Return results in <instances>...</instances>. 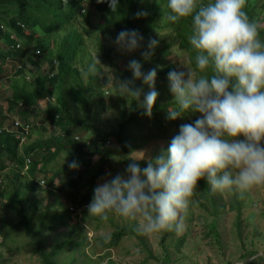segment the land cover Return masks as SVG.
<instances>
[{
  "label": "trees",
  "instance_id": "1",
  "mask_svg": "<svg viewBox=\"0 0 264 264\" xmlns=\"http://www.w3.org/2000/svg\"><path fill=\"white\" fill-rule=\"evenodd\" d=\"M91 6L100 13L101 22H90L87 9ZM141 10L146 11L147 15L137 18L135 13ZM244 10L250 19L257 22L260 38L264 39V25L259 23V20H264V0H245ZM166 15L167 0H120L116 12L109 8L107 0L104 3H97V0H68L67 4L62 0H0V82L6 80L11 91L7 96L6 109L0 106V209L13 211L17 216L16 222H10L0 215L2 243L16 234L27 238V245L40 264L95 263H91L86 254L82 259L78 256L79 246L91 244L85 235L76 239L77 228L67 233L63 240L51 235L59 233L62 226L69 225L71 213L77 215V212L87 209L97 184L114 176L117 167L121 166L119 173L123 172L129 163L126 158L133 154L131 152L144 147L146 143L152 144L163 128L176 134L181 124L191 123L199 115L192 112L193 115L187 117L188 112L176 120L166 119V107L172 100L167 73L177 70L180 65L173 61L170 48L176 46L180 56L186 55L189 66H192L195 54L187 41L191 32L189 19L173 23L167 20ZM91 25H94L96 38L104 36L108 43H111L109 38L114 39L122 29H137L143 35L144 48L124 54L123 59L116 63L117 71L129 79L132 74L126 67L128 61L133 58L140 60V52L146 49L149 38L157 36L158 44L151 58L143 62V71L154 67L157 69L155 87L166 98L164 102L153 105L151 117L143 115V109L130 96L119 112L120 120L116 129L102 130L97 125L99 110L95 106L103 95L100 89L103 79L99 75L91 77L85 71L86 68H80L83 61L91 60L83 57L88 46L82 32ZM163 30H166V34H162ZM95 49H104V43L99 38ZM101 53L105 54L103 50ZM40 58L47 63L46 70H38ZM8 61L16 64L11 65V70L6 72ZM135 86L142 91L146 84L137 80ZM46 97H51L53 101L49 100L44 109H38L39 101ZM11 115L10 125L15 117L23 125H28V131L21 133L22 128L20 131L5 128L6 120ZM38 118L41 126L48 122L56 131L49 137H36L29 141L33 125L39 122ZM86 135L89 138L85 139V144L83 137ZM168 143L166 139L163 146L160 144L156 155ZM64 157L66 162L62 164ZM26 158L29 159L27 167ZM74 159L79 168L69 169L67 161ZM136 162L143 168L147 158ZM22 166H25L24 170ZM7 170H11V173ZM56 182L58 186L55 188ZM44 185L45 190L42 189ZM40 190L53 195L56 204L53 211L51 209L55 204L47 201L39 209L35 192ZM225 193L231 194L225 197L231 205V211L238 208L242 212V204L232 196L234 190H225ZM225 198H222L221 191H212L206 181L201 179L189 199L191 204L198 202L201 207L209 206L214 218L220 209L225 208L222 203ZM63 200L68 204L65 207L64 204L61 206ZM36 212L39 213L37 216ZM236 218L240 221L239 214H236ZM112 223L115 229L105 234L109 237L107 240L104 239L105 235L96 236L97 247L109 250L119 246L124 238L132 236L142 241L132 225ZM210 227L217 242L222 243L216 218ZM236 227L238 238L241 239V224L238 223ZM45 232L48 240L44 236ZM157 233L164 247L163 260L170 262L169 249L173 244L175 251L180 253L181 240L168 246L163 242L170 237V233H176L175 228ZM104 256L101 255L99 261ZM256 258H250L243 264H264L256 261ZM0 264L5 263L0 259Z\"/></svg>",
  "mask_w": 264,
  "mask_h": 264
},
{
  "label": "clouds",
  "instance_id": "2",
  "mask_svg": "<svg viewBox=\"0 0 264 264\" xmlns=\"http://www.w3.org/2000/svg\"><path fill=\"white\" fill-rule=\"evenodd\" d=\"M119 2L107 0L113 12ZM244 5L245 0H167L168 21L189 19L187 41L195 54L192 66L181 64V70L167 73L172 100L166 107V119L176 120L188 112L199 115L191 123L181 124L168 146L147 158L145 167L136 162L145 159L144 152H131L135 154L126 158L129 163L122 173L94 187L88 214L101 219H107L109 213L128 220L143 217L136 225L141 234L179 231L181 213L188 208L198 180L221 192L264 185V39ZM146 15L144 10L135 13L137 18ZM109 39L121 54L144 48V37L137 29H122ZM157 44L158 40L149 38L141 59L128 61L130 79L113 77L116 94L133 97L149 117L159 95L157 69L145 72L143 62L151 58ZM99 63L91 59L85 71L91 77L98 75ZM137 80L149 88L142 100ZM67 166L79 168L75 159L67 161Z\"/></svg>",
  "mask_w": 264,
  "mask_h": 264
},
{
  "label": "rangeland",
  "instance_id": "3",
  "mask_svg": "<svg viewBox=\"0 0 264 264\" xmlns=\"http://www.w3.org/2000/svg\"><path fill=\"white\" fill-rule=\"evenodd\" d=\"M87 10V16L92 24L102 21L100 13L96 12L92 6ZM259 21L261 25H264L263 19ZM93 26L94 25H91L89 28L82 30V32H84L86 46H88L83 57L86 59L96 58L100 61L99 68L101 71L98 75L103 79L101 82L102 88L100 87L103 91V95L98 98V104L95 106L99 110L97 125L102 130H112L117 128L120 120L119 112L121 111L123 103L128 100V98L116 94L117 90L113 83V77L119 80L125 79L122 73L117 71L119 69L116 66V63L123 59L124 54L118 52L115 46L108 43L107 38L104 36L98 37L104 43V49H95L98 38H96V35L93 33ZM80 28H82V26H80ZM162 34H166V30H163ZM156 37L157 36L154 35L155 39ZM102 50L105 54L101 53ZM170 52L173 61L180 64L177 70H181L183 67L182 65L189 66L187 56H180L179 53H177L176 46H172ZM87 63L88 62L83 61L80 68H86ZM15 64L16 62L14 61H8L5 66L6 72H9L11 70V65ZM37 68L39 71L46 70L47 63L45 60L40 58ZM148 91L149 88L148 85H146L140 95L143 97ZM10 92L8 82L2 80L0 82V106L4 110L7 107V96L10 95ZM165 98V95L159 93L154 104L164 102ZM49 100L53 101L51 97L40 100L38 109H44ZM12 115L6 120L7 126L10 125L9 123L11 122ZM189 115H193L192 112L188 113L186 116L188 117ZM42 116H44V114H42ZM14 118L15 117H13V120ZM38 120L39 122L32 127L33 131L29 141L36 137H49L56 131L48 122H45L43 126H41L40 119L38 118ZM174 133L175 132L172 130L168 131L163 128L160 136L154 139L152 144L146 143L144 147H138L135 151L144 152L145 158L151 157L152 151L154 155H156L158 146L160 144L163 146L166 139L170 141ZM88 138L89 135L83 137L85 144ZM154 146H156V151L154 150ZM95 159L96 158H93V160ZM25 166L27 167V164ZM22 167L18 168L20 169ZM24 167L23 170L25 169ZM120 168L121 166L117 167L116 174L119 172ZM6 172L11 173V170H7ZM54 186L56 188L58 183L56 182ZM44 188L45 185L42 186L43 190H45ZM41 190L35 192L39 200V209L43 208L46 201L50 204H55L53 195L48 194L46 191L41 192ZM230 196L231 194L225 193V191L222 192V198H228ZM232 196L242 204V212L238 211V208L231 211V205L227 203V199L225 198L222 201L225 208L220 209L218 213H216L217 216L214 217L216 218L217 227L222 234V243L217 242V238L211 231L210 224L214 219L212 218L214 212H211L209 206L201 207L198 202H193L191 204V199H189L188 208L181 213L183 216L181 229L179 231L176 230L174 234L170 233V237L163 241L168 246L171 243H176V241L181 240L179 245L181 250L180 253L175 251L172 247L173 244L171 245L169 249L171 254L170 262H164L163 260L162 249L164 247L161 245L160 235L157 232L141 234L136 230V225L143 221V217H138L136 220H128L113 213L112 216L108 214L107 219H101L99 216H89L90 214H88L86 209L81 213L77 212V215L71 213L69 225L62 226L60 231H58L59 233L51 236H57L60 240H63L65 235L67 236V233L72 231L73 228H77L78 236L76 239H81V236L85 235L91 244V246L82 245L84 248L79 246L77 254L81 259L84 258L86 254L87 259L91 261V263L95 262L94 264H240L248 260V257L252 255L253 258L257 257L255 259L256 261L264 262V185L252 186L247 190H234ZM62 204H64V207L68 205L64 200L61 206ZM54 208H56V204L51 211H53ZM38 212H36V216L39 214ZM236 214L240 215V221L237 220ZM0 215H2L6 221H17V216L13 211L6 212L5 209H0ZM112 221L114 224L121 225L127 223L132 225L140 234L139 236L142 238V241L132 236L124 238L119 246L109 250L99 246L97 247L95 245L96 236L108 234L115 229ZM48 222L54 224V222L51 223L49 220ZM238 223L241 224V239L238 238V230L236 227ZM44 236L47 238L46 232ZM71 236L73 238L75 237L73 234ZM27 242V238L18 234L9 238L6 243H2L0 237V243H2V245H0V259L3 260L5 264H40L37 256L33 254L32 249L28 247ZM80 250H82V255L80 254ZM103 254L105 255L104 258L99 261V257ZM155 256L158 257L157 260L154 259ZM250 258L252 259V257Z\"/></svg>",
  "mask_w": 264,
  "mask_h": 264
},
{
  "label": "built area",
  "instance_id": "4",
  "mask_svg": "<svg viewBox=\"0 0 264 264\" xmlns=\"http://www.w3.org/2000/svg\"><path fill=\"white\" fill-rule=\"evenodd\" d=\"M5 128H7V129H10V130H14V131H20L19 129L20 128H22V131H20L21 133L22 132H27L28 131V125H23L19 120H15L14 121V124H13V126H12V128H9V127H5ZM23 139H24V137H23ZM26 161H27V163L29 162V159L27 158L26 159ZM41 182H42V180H41Z\"/></svg>",
  "mask_w": 264,
  "mask_h": 264
}]
</instances>
